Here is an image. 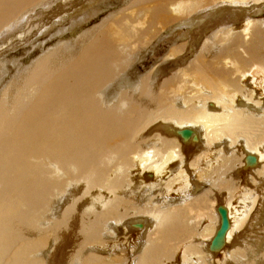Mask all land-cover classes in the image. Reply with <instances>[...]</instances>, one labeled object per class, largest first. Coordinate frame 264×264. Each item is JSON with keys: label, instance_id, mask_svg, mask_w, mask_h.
<instances>
[{"label": "bare ground", "instance_id": "obj_1", "mask_svg": "<svg viewBox=\"0 0 264 264\" xmlns=\"http://www.w3.org/2000/svg\"><path fill=\"white\" fill-rule=\"evenodd\" d=\"M53 1L0 0V57ZM61 1L32 35L66 15L82 23L99 2ZM263 11L135 0L23 70L18 90L2 87V60L0 264H264ZM164 43L170 76L131 84L128 70Z\"/></svg>", "mask_w": 264, "mask_h": 264}, {"label": "rangeland", "instance_id": "obj_2", "mask_svg": "<svg viewBox=\"0 0 264 264\" xmlns=\"http://www.w3.org/2000/svg\"><path fill=\"white\" fill-rule=\"evenodd\" d=\"M134 1L135 0H99V2L94 7L95 10L94 11L89 10L90 13H89V11H88V13H86L88 17L86 16V14H84L86 21L81 23V20L83 17L82 15H79L74 19H71L70 17H68L66 15V19L62 22V24L51 26L50 24L48 25L46 23L45 26H43V28L45 30L42 28L41 32L34 33L32 35V33L34 31L37 30V32H38V28L35 25H33L32 26L33 28H32L31 25H29V23L32 24V23H35L36 21L40 20L41 18H47V14H49L51 11H53L54 8L58 7L61 4V2H63V1H61V0L60 1L59 0L53 1L49 6H47L49 8H46V7L44 8L43 5L38 7L36 12L33 15V18H30L28 20V21H34V22L28 23L30 28L27 25V21H26V23L24 21H22L21 25L26 24L27 26H25L26 28L25 27L23 28L24 29L23 33H15V35H17V36H15V40H14V41H16L14 49L12 51L10 50L9 52H6V54L4 56L0 57V62L2 60H5V62L7 63V66L9 67L8 75L4 79L2 87L7 86V84L13 83L15 81V78L20 77L23 70L28 69L29 72L32 71V70H29V68H32L37 63V61L46 57L48 54L53 53L55 50L59 49L62 45L64 46V44H68V47H67V49H65V51L72 52L73 48L76 45V42L80 38L85 36L86 34L98 32V30L99 31L106 30V29H102L103 27H101L104 23L106 24V23L118 21V20L125 18L127 15H129L132 12ZM51 8H52V10H51ZM47 10H49V11L47 12ZM73 11L74 10L70 11L71 15L73 14ZM46 12H47V14H46ZM43 13H45V14H43ZM251 14L253 15L255 13H251ZM263 14H264V11H263ZM63 16L64 15H62V17ZM257 16L258 15H255V18H257V20L263 19L261 17L258 18ZM58 19H60V18H57V20ZM62 20H63V18L60 20V22ZM27 32L29 35L27 34ZM21 35H23V36H21ZM210 35H211V33H210ZM25 36L27 38H25ZM171 46H172L171 44H165V43L159 44L157 46L158 49L156 50V53H152L149 50L148 54H147V52L145 54H143L142 55L143 57L139 58L137 60V62H135V64L128 70V71H130L129 73H127V75H129L128 78L130 79L129 82L131 84L132 83L134 84L141 78H142V81L146 80V78L148 77V74L151 73V71L154 70L155 68L159 69L158 71H159L160 76L161 75H163L165 77L170 76V71L172 69L176 68V64L170 65L167 61H164L163 58L168 53ZM57 62L59 63L60 60L57 59L54 62V64H56ZM160 66H161V69H160ZM125 72H127V71H125ZM143 76L146 78H144ZM18 79H20V78H18ZM14 83H16V82H14ZM15 85L13 87L16 90H18L20 87L17 86L18 85L17 83ZM3 88H5V87H3ZM29 89H30V87H28V90ZM29 92H30V90H29ZM16 93H18V92H16ZM153 94L154 93H151L150 96H152ZM157 95H158V92H157ZM31 96H33V94H31L30 97ZM29 99H31V98H29ZM147 100L148 99H146L145 102L143 101L144 104L147 102ZM146 105H147V103L145 104V106ZM150 108L151 107H146L145 109L150 110ZM209 189L210 188H208V186H207L204 188L203 192H205L206 190H209ZM201 190H203V189H201ZM64 206H67V205L65 204ZM64 208L66 209V207H64ZM64 208L62 209L63 211H64ZM82 212L85 213V208L81 210V213ZM84 221H87V219H84ZM50 226L52 227V225H50ZM58 246H60V244H58L57 242H54V241L49 242V247H51V251H52V249H54L53 254H52V252H50L52 254L51 257L53 259L56 258L58 255V253H57V251L59 249ZM44 252L46 254L48 251L44 250ZM44 252L41 251V253H44ZM45 256H47V255H45ZM49 260L51 261V258H49ZM54 260H57V259H54Z\"/></svg>", "mask_w": 264, "mask_h": 264}, {"label": "water", "instance_id": "obj_3", "mask_svg": "<svg viewBox=\"0 0 264 264\" xmlns=\"http://www.w3.org/2000/svg\"><path fill=\"white\" fill-rule=\"evenodd\" d=\"M218 211L221 215V223H220L219 231L217 232V236H219L227 228V219L224 209L219 208Z\"/></svg>", "mask_w": 264, "mask_h": 264}]
</instances>
